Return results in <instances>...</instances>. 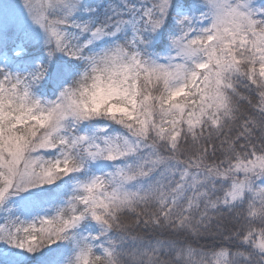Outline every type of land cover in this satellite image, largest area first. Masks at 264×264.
Here are the masks:
<instances>
[{
  "label": "snow or ice",
  "instance_id": "snow-or-ice-1",
  "mask_svg": "<svg viewBox=\"0 0 264 264\" xmlns=\"http://www.w3.org/2000/svg\"><path fill=\"white\" fill-rule=\"evenodd\" d=\"M0 264H264V0H0Z\"/></svg>",
  "mask_w": 264,
  "mask_h": 264
}]
</instances>
